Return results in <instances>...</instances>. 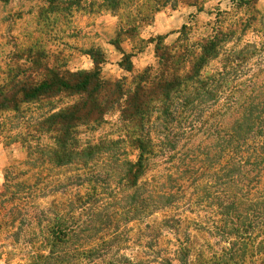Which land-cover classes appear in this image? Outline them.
Returning <instances> with one entry per match:
<instances>
[{
    "label": "trees",
    "instance_id": "16d2710c",
    "mask_svg": "<svg viewBox=\"0 0 264 264\" xmlns=\"http://www.w3.org/2000/svg\"><path fill=\"white\" fill-rule=\"evenodd\" d=\"M120 3L111 0V9ZM256 21L251 15L223 30V21L217 20L213 35L179 50L157 42V71L145 69L132 87L100 77L104 60L99 51L87 53L94 64L90 72L51 67L47 53L33 48L10 58L0 85V132L8 144H21L26 158L4 170L1 196L11 205V215L16 214L12 209L19 215L35 206V216L21 217L38 228L29 264H144L143 258L123 253L128 239L120 222L141 221L177 206L185 184L210 198L209 185L194 181L197 165L200 175L222 181L228 195L229 203H217L218 234L243 239L252 227L262 236L252 242L251 261L246 260L248 244L235 248L233 243L217 262L251 264L258 256V264H264V84L238 83L237 78L241 62L257 52L254 44L241 46V37ZM214 61L221 67L205 73ZM119 66L130 73L131 55H123ZM63 100L71 102L58 108ZM30 105L48 112L27 117L25 106ZM109 111L118 113L123 134L82 141L80 128L101 125ZM15 120L23 123L13 134L9 128ZM70 166L83 170L75 179L84 178L87 193L40 209L37 196L54 188L41 178L42 171ZM152 171L157 176L146 177ZM246 204V211H239ZM249 212H255L253 220ZM176 225L166 223L171 229ZM173 254L178 264H188V247Z\"/></svg>",
    "mask_w": 264,
    "mask_h": 264
},
{
    "label": "rangeland",
    "instance_id": "374dc122",
    "mask_svg": "<svg viewBox=\"0 0 264 264\" xmlns=\"http://www.w3.org/2000/svg\"><path fill=\"white\" fill-rule=\"evenodd\" d=\"M237 4L242 6L236 7ZM225 13L229 15L225 17ZM251 15H255L257 21L241 37V46L254 44L257 52L251 58L247 55L241 62L237 78L238 83L250 79L258 87L264 84V0H121L114 11L111 0H0V85L6 79L10 58L33 48L47 53L51 67L71 72L92 71L94 64L87 53L99 51L104 60L100 65V77L110 82L122 80L125 86L132 87V80L145 69L157 71V42L177 50L191 47L213 35L217 20L223 21L221 28L226 30ZM123 55H131L133 70L130 73L119 66ZM221 65L220 61H214L205 73ZM70 102L63 100L57 107L62 108ZM25 109L26 116L33 119L48 112V108L37 105L25 106ZM22 123L15 120L9 129L15 134L22 130ZM120 130L118 113L109 111L101 125L80 128V138L82 141L116 139L123 134ZM25 158L26 151L21 144H8L0 132V264H29L34 251L33 234L38 233V228L33 221L32 224H28L27 219L21 222L22 215H36L34 204L19 215L12 209L16 214L11 215V205L8 206L1 196L4 170ZM129 158L133 160L134 156ZM194 169L198 170L193 171L194 181L202 186L209 185L210 198L195 190V185L185 184L184 199L177 206L141 221L120 222L124 225L120 231L128 239L124 254L143 258L144 264H163V260L178 264L174 250L186 246L188 264H220L216 258L223 256L233 243H236L235 248L245 243L250 249L246 260L251 259L252 242L258 243L262 236L257 237V230L250 227L242 234L243 239L222 238L216 231L222 226L217 203H229L228 195L222 181H217L213 174L200 175L198 165ZM82 173L83 170L74 166L43 170L41 178L45 183H52L54 188L40 193L35 203L40 209H48L55 202L86 194L87 182L83 177L81 182L75 179ZM161 173L158 175L165 174ZM152 176L157 174L152 171L146 175ZM108 190L111 187L107 189L110 195ZM107 196L102 199L108 200ZM246 208L247 204L240 205L239 211L245 212ZM109 209L111 211V207ZM249 213L253 220L255 212ZM10 219L15 220L11 223ZM167 222L177 225L171 229L166 226ZM258 259L257 256L248 263L258 264Z\"/></svg>",
    "mask_w": 264,
    "mask_h": 264
}]
</instances>
